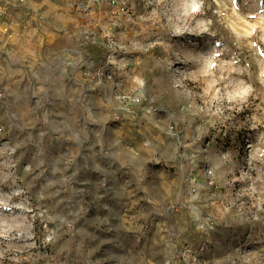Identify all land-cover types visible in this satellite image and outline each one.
<instances>
[{
  "label": "rangeland",
  "instance_id": "obj_1",
  "mask_svg": "<svg viewBox=\"0 0 264 264\" xmlns=\"http://www.w3.org/2000/svg\"><path fill=\"white\" fill-rule=\"evenodd\" d=\"M0 264H264V0H0Z\"/></svg>",
  "mask_w": 264,
  "mask_h": 264
}]
</instances>
